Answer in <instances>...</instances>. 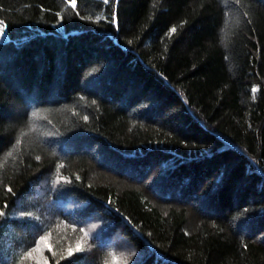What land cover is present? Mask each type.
<instances>
[{"label":"trees","instance_id":"obj_1","mask_svg":"<svg viewBox=\"0 0 264 264\" xmlns=\"http://www.w3.org/2000/svg\"><path fill=\"white\" fill-rule=\"evenodd\" d=\"M0 21V264L45 235L49 264H264V0H0Z\"/></svg>","mask_w":264,"mask_h":264},{"label":"rangeland","instance_id":"obj_2","mask_svg":"<svg viewBox=\"0 0 264 264\" xmlns=\"http://www.w3.org/2000/svg\"><path fill=\"white\" fill-rule=\"evenodd\" d=\"M4 33L5 34L3 36H0V38H3V37H5L7 35L5 29H4ZM46 185H47V180L45 179L44 181H42L37 186V189L35 191L37 196L38 195L39 196H44L45 195V192L47 191ZM21 213H23V212L20 210L19 212H17V215H21ZM97 224H98V227L96 226ZM93 225H95V227H93ZM90 226L93 229L95 228V230L97 232H99L100 229H102V227H103V223L97 222V223L91 224ZM89 227L87 228V230L85 229V232H88L87 236H92L94 234H92V235L90 234V233H93V232L91 231V227H90V229H89ZM95 230H93V231L96 234L97 232ZM41 237H44V239L41 240ZM41 237L37 239V241L35 243V246L31 250V255L27 256L28 258L25 260L24 264H49L47 256H46V252H47V250L51 249L50 237L47 236V235L41 236ZM33 249H36V250L33 251ZM122 253H123V251L120 252L119 255H116L117 258L115 259V261H114L115 263L114 264H125V263H127L126 262L127 260H125L126 257L123 258L122 257ZM82 264H85V263H82Z\"/></svg>","mask_w":264,"mask_h":264},{"label":"bare ground","instance_id":"obj_3","mask_svg":"<svg viewBox=\"0 0 264 264\" xmlns=\"http://www.w3.org/2000/svg\"><path fill=\"white\" fill-rule=\"evenodd\" d=\"M248 159H249V158H248ZM251 160H252V159H251ZM111 161H112V160H111ZM252 162H253V161H252ZM253 163H254V162H253ZM259 171H260V170H259ZM263 174H264V173H263ZM52 179H53V178H52ZM50 180H51V179H50ZM57 180H58V179H57ZM52 181H53V182H56V181H54V180H52ZM50 182H51V181H50ZM53 182H51V183H53ZM54 184H55V183H54ZM52 185H53V184H52ZM52 188H54V187H52ZM57 193H58V192H57ZM55 195H56V194H55ZM73 196H74V195H73ZM75 196H76V195H75ZM51 197H52V196H51ZM67 197H69V196H67ZM52 198H53V197H52ZM52 198H51V200H52ZM61 198H62V197H61ZM61 198H60V199H61ZM71 198H72V197H71ZM110 198H111V197H110ZM110 198H109V201H110ZM49 199H50V198H49ZM49 199H48V200H49ZM57 199H58V198H56V200H57ZM60 199H58V200H60ZM75 199H76V198H75ZM86 199H87V198H86ZM53 200H54V199H53ZM53 200H52V201H53ZM58 200H57V201L54 200V201L59 203ZM77 200H80V199L78 198ZM82 200H83V199H82ZM64 201H65V200H64ZM68 201H69V200H68ZM68 201H67V202H68ZM74 201H76V200H73V202H74ZM84 201H85V200H84ZM87 201H88V199H87ZM62 202H63V201H62ZM70 202H71V201H70ZM89 202H90V201H89ZM89 202H88V203H89ZM86 203H87V202H86ZM60 204H61V200H60ZM62 204H63V203H62ZM74 204H75V203H74ZM83 204H84V203H83ZM83 204H82L81 206H84ZM67 205H68V204H67ZM71 205H72V204H71ZM71 205H70V206H71ZM112 205H113V203H112ZM62 206H63V205H62ZM64 206H65V205H64ZM81 206H79V204H78V207H79V208H80ZM110 206H111V205H110ZM75 207H77V203H76V206H75ZM75 207H69V209H71V208H75ZM85 207H87V206H85ZM97 208H98V207H97ZM84 209H85V208H84ZM45 210H46V209H45ZM47 210H48V209H47ZM58 210H59V209H58ZM50 211H51V210H50ZM94 211H95V210H94ZM120 211H121V210H120ZM120 211H119V212H120ZM59 212H60V211H59ZM61 212H62V210H61ZM71 212H72V211H71ZM51 213H52V211H51ZM92 213H93V212H92ZM121 213H122V212H121ZM60 214H61V216H62V213H60ZM97 214H98V213H97ZM101 214H102V213H101ZM57 215H58V214H57ZM57 215H56V216H57ZM66 215H67V214H66ZM99 215H100V213H99ZM99 215H98V217H99ZM63 216H64V215H63ZM94 216H95V215H94ZM101 217L103 218V216H101ZM95 218H97V217H95ZM99 218H100V217H99ZM108 218H109V217H108ZM112 218H113V217H112ZM115 218H116V217H115ZM57 219H59V218H57ZM61 219H62V218H61ZM105 219H106V218H105ZM105 219H104V220H105ZM93 220H94V218H93ZM64 221H65V220H64ZM66 221H67V220H66ZM83 221H84V220H83ZM86 221H87V220H86ZM90 221H92V220H88L89 223H90ZM105 221H106V220H105ZM107 221H109V220H107ZM72 222H73V221H72ZM56 223H57V222H56ZM59 223H60V222H59ZM65 223H66V222H65ZM89 223H88V224H89ZM94 223H95V222H94ZM102 223H103V222H102ZM75 224H77V223H75ZM90 224H91V223H90ZM77 225H78V224H77ZM85 225H86V224H85ZM106 225H107V224H106ZM96 226L98 227V224H97ZM104 226H105V225H104ZM110 226H111V225H110ZM88 227H89V225L87 226V228H88ZM90 227H91V226H90ZM90 227H89V229H90ZM99 228H100V227H99ZM107 228H108V227H107ZM92 229H93V228L91 227V231H92L93 233H90V234H91V235H92V234L95 235V233H94V231H93V230H95V228H94L93 230H92ZM97 229H98V228H97ZM104 229H105V228H104ZM83 230H84V229H83ZM95 231H96V230H95ZM78 232H80V231L78 230ZM81 232H82V230H81ZM96 232H97V231H96ZM82 233H84V232H82ZM86 233H88V232H86ZM100 233H101V229H100ZM97 234H98V232H97ZM68 235H69V234H68ZM85 236H86V235H85ZM92 236H93V235H92ZM89 237H90V236H89ZM93 237H94V236H93ZM79 238H80V237H79ZM90 238H91V237H90ZM114 238H115V237H114ZM64 241H65V240H64ZM94 241H95V239H94ZM94 241H93V242H94ZM105 241H107V240H105ZM102 242H103V241H102ZM96 243H97V242H96ZM99 243H100V242H99ZM59 245H60V244H59ZM110 245H111V244H110ZM74 246H75V245H74ZM103 246H104V245H103ZM95 247H96V246H95ZM101 247H102V246H101ZM104 247H105V246H104ZM66 248H67V247H66ZM67 249H68V248H67ZM145 249H146V248H145ZM61 250H62V249H61ZM76 250H77V248H76ZM155 250H157V249H155ZM152 251H153V250H152ZM24 252H25V251H24ZM62 252H63V250H62ZM62 252H61V253H62ZM142 252H143V251H142ZM146 252H147V251H146ZM155 252H156V251H155ZM52 253H53V252H52ZM77 253H78V251H77ZM79 253H80V252H79ZM109 253H110V252H109ZM144 253H145V252H144ZM157 253H159V250H158ZM161 253H162V252H161ZM145 254H146V253H145ZM21 255H22V254H21ZM66 255H67V254H66ZM142 255H143V253H142ZM162 255H163V254H162ZM163 256H164V255H163ZM112 257H113V256H112ZM143 257H145V255H144ZM110 258H111V257H110ZM113 258H114V257H113ZM168 259H169V258H168ZM104 260H105V259H104ZM110 260H111V259H110ZM144 260H145V259H144ZM16 264H17V263H16Z\"/></svg>","mask_w":264,"mask_h":264},{"label":"snow or ice","instance_id":"obj_4","mask_svg":"<svg viewBox=\"0 0 264 264\" xmlns=\"http://www.w3.org/2000/svg\"><path fill=\"white\" fill-rule=\"evenodd\" d=\"M105 2H107V0H105ZM68 3H70L71 7L72 8H75L76 7V0H68ZM7 26L6 25H3V22L0 21V36H3L5 33H4V29L6 28ZM172 32H175V29L173 28L171 30ZM10 155V153H9ZM0 215H4V213L2 211H0ZM93 227H95V225H93ZM83 231V229H81ZM85 235H88V233L85 232ZM44 237H41V240H43ZM79 248V246H78ZM36 249H33V251H35ZM72 254V250L69 249V255ZM28 255L30 256L31 255V252L28 253Z\"/></svg>","mask_w":264,"mask_h":264}]
</instances>
